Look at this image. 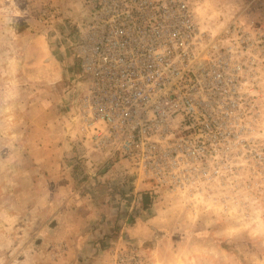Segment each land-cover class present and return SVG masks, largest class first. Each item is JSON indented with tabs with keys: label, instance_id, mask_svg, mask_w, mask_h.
Returning a JSON list of instances; mask_svg holds the SVG:
<instances>
[{
	"label": "rangeland",
	"instance_id": "374dc122",
	"mask_svg": "<svg viewBox=\"0 0 264 264\" xmlns=\"http://www.w3.org/2000/svg\"><path fill=\"white\" fill-rule=\"evenodd\" d=\"M97 5L0 0V264H264V111L250 124L261 155L215 202L146 189L77 139L72 45ZM197 5L212 36L233 23L264 33V0Z\"/></svg>",
	"mask_w": 264,
	"mask_h": 264
},
{
	"label": "built area",
	"instance_id": "2783aa9c",
	"mask_svg": "<svg viewBox=\"0 0 264 264\" xmlns=\"http://www.w3.org/2000/svg\"><path fill=\"white\" fill-rule=\"evenodd\" d=\"M95 1L72 45L82 70L77 139L126 162L146 189L215 202L214 190L261 155L249 141L264 111V72H254L264 33L233 23L212 36L199 0Z\"/></svg>",
	"mask_w": 264,
	"mask_h": 264
},
{
	"label": "trees",
	"instance_id": "16d2710c",
	"mask_svg": "<svg viewBox=\"0 0 264 264\" xmlns=\"http://www.w3.org/2000/svg\"><path fill=\"white\" fill-rule=\"evenodd\" d=\"M152 194V193H151ZM155 195L152 194H143V203H144V206H149V203L151 202V200H155Z\"/></svg>",
	"mask_w": 264,
	"mask_h": 264
},
{
	"label": "crops",
	"instance_id": "0c3cea01",
	"mask_svg": "<svg viewBox=\"0 0 264 264\" xmlns=\"http://www.w3.org/2000/svg\"><path fill=\"white\" fill-rule=\"evenodd\" d=\"M109 168H110V167L106 166L105 169H104L103 171H105V170L107 171V169H109ZM111 171H112V169H111Z\"/></svg>",
	"mask_w": 264,
	"mask_h": 264
}]
</instances>
